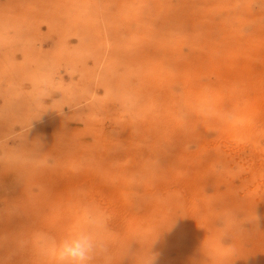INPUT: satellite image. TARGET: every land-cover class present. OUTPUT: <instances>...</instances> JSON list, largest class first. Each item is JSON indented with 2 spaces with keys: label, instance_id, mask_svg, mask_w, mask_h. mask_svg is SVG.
Masks as SVG:
<instances>
[{
  "label": "rangeland",
  "instance_id": "rangeland-1",
  "mask_svg": "<svg viewBox=\"0 0 264 264\" xmlns=\"http://www.w3.org/2000/svg\"><path fill=\"white\" fill-rule=\"evenodd\" d=\"M0 76V264H36L29 212L84 210L95 196V211L133 222L163 211L157 184L190 181L197 160L210 167L203 191L217 194L215 261L264 264V188L241 203L202 150L255 99L264 106V0H0Z\"/></svg>",
  "mask_w": 264,
  "mask_h": 264
},
{
  "label": "bare ground",
  "instance_id": "bare-ground-1",
  "mask_svg": "<svg viewBox=\"0 0 264 264\" xmlns=\"http://www.w3.org/2000/svg\"><path fill=\"white\" fill-rule=\"evenodd\" d=\"M202 1L203 3L206 2V0ZM200 2L198 3L200 4ZM197 5L194 6L198 7ZM198 9H201V7H198ZM192 15L196 16L198 14ZM194 18H192L193 20L191 17L187 19L194 21L196 20V18ZM12 39L14 38L12 37ZM20 42H22L21 39ZM9 71H7V73ZM153 73L155 72L153 71ZM2 76H0L1 79ZM17 76L15 75L13 78ZM239 115H241L240 126H236L235 124L226 125L220 138L213 144L203 145L202 150L206 153L213 154L214 157L221 160L226 173L229 174V177L226 175L224 176V180L228 184V187L235 194L244 191L241 203H246V201H252L253 197H255V199L258 198L261 190L264 188V142L260 141L258 136L259 133H257L259 131L260 133L264 131V106L262 101L260 99H255L253 103L240 112ZM163 134L164 133H162V135ZM245 134L253 135V147L250 151L248 150V152H246L243 147V136ZM188 169L189 167H186V165L183 167L185 173L188 172ZM208 169H210L208 163L197 160L195 174L193 178L189 176L190 181H178L176 179H163L160 181L159 184H157L159 187L157 191L162 197L158 195L159 199L158 196H155L156 200L153 199V202L165 204L167 201V206L161 212L146 211V213L140 215L138 219L133 222L127 212L118 208H108L104 213H102L103 210L100 211V213L95 211L96 206L89 205V203L92 204L94 201H96V204H99L97 203L98 198L94 195L96 200L93 198V200H91V195H89L87 197L90 198L91 201L88 203L87 198V200H83L87 201L86 206L84 203L80 204L81 206L84 205V210H75L74 208V210L69 209L68 211L63 209V211L60 212L54 209L53 211L44 212L31 211L27 214L26 210L18 208L21 210L22 214H27L31 217L32 221H35L37 224H35L36 227L34 229L30 228L26 230L25 236V240H32L33 242L30 243L32 245H30L29 248L34 252V261L36 264H46L43 257L56 252L57 249L55 248H58L62 240L78 231H87L91 234L95 247V251L88 264H118V262L124 258L122 256L125 255V253H127L125 264H220V262L218 263L215 261L218 255L222 256L223 254V250L220 249L216 237V233H218L219 229L213 227L210 223L214 215L213 211L216 205L217 194H206L203 191L205 179H209L206 177L208 175L206 170ZM93 175L95 176V174ZM235 177H238L236 180H239V183L241 182L240 185L238 183V186L236 183V185L233 183L236 181L234 180ZM100 179L101 174L99 176V180ZM191 190H196V192L201 195V201L198 205L191 204L189 197ZM77 194H79V192ZM80 198L81 197L77 199ZM151 198H153V196ZM82 199L83 198H81V200ZM56 200L58 204L63 205L68 201L65 196L58 197ZM104 202L106 201H103V203ZM169 207L173 209L177 208L180 211L175 210L170 212L168 210ZM206 219L207 222L205 223L204 220L206 221ZM184 229L187 230L185 231ZM158 231L159 234H157ZM181 232L183 233L182 236L188 232V237H190L189 239L191 240L189 243L190 246L188 245V247H186L187 244H183L184 236L183 239L181 238L182 236H179ZM43 234L51 236V243L49 242L50 238L48 237L49 239L47 240L44 239L46 236H43ZM156 235H158L159 238H156ZM152 236L155 241H152ZM129 238L131 240H128ZM148 238L152 242H147ZM162 243H164V245H162ZM243 251L245 252V250ZM244 252H239V255L242 253V257L246 258L247 254ZM243 260L245 263L247 262L246 259ZM123 262L125 261L123 260ZM249 263L247 262V264Z\"/></svg>",
  "mask_w": 264,
  "mask_h": 264
},
{
  "label": "clouds",
  "instance_id": "clouds-1",
  "mask_svg": "<svg viewBox=\"0 0 264 264\" xmlns=\"http://www.w3.org/2000/svg\"><path fill=\"white\" fill-rule=\"evenodd\" d=\"M94 251L91 234L87 231H78L60 242L57 264H88Z\"/></svg>",
  "mask_w": 264,
  "mask_h": 264
}]
</instances>
